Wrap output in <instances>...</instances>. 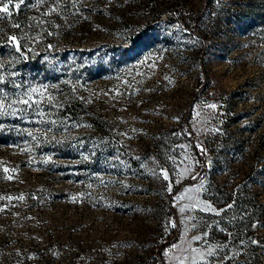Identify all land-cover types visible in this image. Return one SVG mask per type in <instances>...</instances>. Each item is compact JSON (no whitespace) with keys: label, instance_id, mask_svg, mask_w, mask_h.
Instances as JSON below:
<instances>
[{"label":"rangeland","instance_id":"374dc122","mask_svg":"<svg viewBox=\"0 0 264 264\" xmlns=\"http://www.w3.org/2000/svg\"><path fill=\"white\" fill-rule=\"evenodd\" d=\"M9 10L0 83L21 114L2 124L0 264H156L174 228L164 264H264V0ZM9 36L41 66L19 72Z\"/></svg>","mask_w":264,"mask_h":264},{"label":"trees","instance_id":"16d2710c","mask_svg":"<svg viewBox=\"0 0 264 264\" xmlns=\"http://www.w3.org/2000/svg\"><path fill=\"white\" fill-rule=\"evenodd\" d=\"M15 1L13 0L12 6L14 12L17 14V9L14 7ZM16 49L15 47H13ZM16 52V51H13ZM19 56L22 57V65L18 67L19 72H23L27 70L28 68L31 69H36L39 68L41 63L39 60L35 59L30 52L25 51V52H17ZM199 92L197 91L194 93L191 97V100L189 101L187 105V110L182 116V121H183V126L185 127L187 117L190 113V109L196 100ZM15 96V88L12 84V78H11V73L7 74L6 78L2 83H0V143L6 144L8 142H14L15 140V135L13 131H9L11 129H7L3 127V123L10 122V121H17V116L21 114V109L19 106L18 101L16 100ZM84 105L80 104L77 105L75 108V111H78L79 109H83ZM13 124V123H12ZM190 137V136H189ZM192 143V141H191ZM203 164V163H202ZM196 183L195 179L186 181L185 184L180 185L179 187L175 188L174 194L178 192L180 188H183L186 184L187 185H194ZM167 211L168 212H173V209L171 207V203L167 204ZM173 233L172 237H170L168 240L164 241L162 244H160L157 248V251L154 253L153 260L156 262V264H164L163 259H162V252L165 250L166 247L172 245L177 241V230L174 228L172 231Z\"/></svg>","mask_w":264,"mask_h":264},{"label":"snow or ice","instance_id":"6c2138e0","mask_svg":"<svg viewBox=\"0 0 264 264\" xmlns=\"http://www.w3.org/2000/svg\"><path fill=\"white\" fill-rule=\"evenodd\" d=\"M13 3V0H7V2H3V0H0V13H5L7 16H12V12L9 10V7L10 5ZM24 3V0H18V2L15 3L14 7L19 9L21 4ZM0 19H2V17H0ZM16 27H19V25H15ZM9 42H11L12 44H15L16 46V51L17 52H21V45L18 43L17 41V38L15 36H9ZM23 103L27 104L28 101L25 100L23 101ZM209 107L211 109H216V105L215 104H212V105H209ZM203 151V149H202ZM5 171H7V169H5ZM165 179H167V174H165L164 176ZM11 199V198H9ZM20 199H23V197H21ZM229 207H231V205H229ZM253 243H257L256 241H253Z\"/></svg>","mask_w":264,"mask_h":264}]
</instances>
